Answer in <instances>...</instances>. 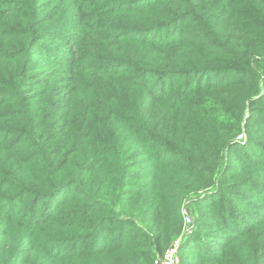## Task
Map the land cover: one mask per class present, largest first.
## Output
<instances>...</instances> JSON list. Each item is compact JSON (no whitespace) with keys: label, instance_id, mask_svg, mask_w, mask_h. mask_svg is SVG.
<instances>
[{"label":"trees","instance_id":"obj_1","mask_svg":"<svg viewBox=\"0 0 264 264\" xmlns=\"http://www.w3.org/2000/svg\"><path fill=\"white\" fill-rule=\"evenodd\" d=\"M175 241L264 264V0H0V264Z\"/></svg>","mask_w":264,"mask_h":264},{"label":"built area","instance_id":"obj_2","mask_svg":"<svg viewBox=\"0 0 264 264\" xmlns=\"http://www.w3.org/2000/svg\"><path fill=\"white\" fill-rule=\"evenodd\" d=\"M183 222H184L183 233L188 234L191 231V227L189 225L190 217L187 216L184 212H183ZM177 244L178 242L175 241V243L172 246L168 247L161 255H158L155 258L153 264H180V259L177 254Z\"/></svg>","mask_w":264,"mask_h":264},{"label":"rangeland","instance_id":"obj_3","mask_svg":"<svg viewBox=\"0 0 264 264\" xmlns=\"http://www.w3.org/2000/svg\"><path fill=\"white\" fill-rule=\"evenodd\" d=\"M195 197H196L195 194H191L189 196V198L186 199V203H185V205H183V208H182V213L184 212L187 216L190 217V223H189L190 227H193V225H194V218H193L192 213H191L192 204L190 202ZM178 255L181 256V258H183V256H185V252L180 251V252H178Z\"/></svg>","mask_w":264,"mask_h":264}]
</instances>
